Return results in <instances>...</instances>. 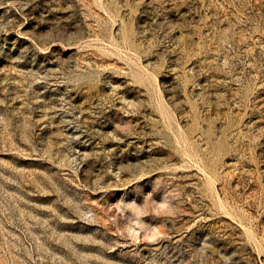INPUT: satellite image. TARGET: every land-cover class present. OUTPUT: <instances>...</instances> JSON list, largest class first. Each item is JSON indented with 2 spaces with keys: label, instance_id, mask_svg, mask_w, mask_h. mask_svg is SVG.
<instances>
[{
  "label": "rangeland",
  "instance_id": "1",
  "mask_svg": "<svg viewBox=\"0 0 264 264\" xmlns=\"http://www.w3.org/2000/svg\"><path fill=\"white\" fill-rule=\"evenodd\" d=\"M0 264H264V0H0Z\"/></svg>",
  "mask_w": 264,
  "mask_h": 264
}]
</instances>
